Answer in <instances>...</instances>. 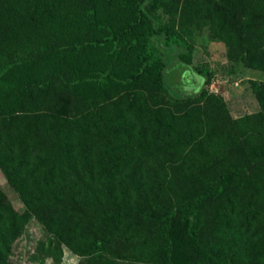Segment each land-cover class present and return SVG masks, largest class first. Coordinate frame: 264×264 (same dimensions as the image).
<instances>
[{
	"label": "trees",
	"instance_id": "trees-1",
	"mask_svg": "<svg viewBox=\"0 0 264 264\" xmlns=\"http://www.w3.org/2000/svg\"><path fill=\"white\" fill-rule=\"evenodd\" d=\"M203 2L218 24L248 23L246 35L257 28L251 15L264 17V5L243 9L250 0ZM173 7L152 30L164 62L137 31L146 16L141 4L111 34L94 38L93 0H0V170L22 205L15 209L0 189V264L30 215L80 256L122 238L147 261L170 264L176 224L196 264H264V161L247 172L239 157L245 147L264 153V81L250 83L257 112L230 121L233 131L220 120L209 125L226 110L203 87L211 72L190 66L184 38L191 13L202 9L183 8L176 30ZM105 44L116 46L124 81L105 66L30 73L55 54ZM239 59L264 70V45L250 44ZM190 75L192 92L173 87L185 88ZM160 89L175 97H153ZM175 164L191 186L171 199L156 189L172 186L161 172Z\"/></svg>",
	"mask_w": 264,
	"mask_h": 264
},
{
	"label": "rangeland",
	"instance_id": "rangeland-1",
	"mask_svg": "<svg viewBox=\"0 0 264 264\" xmlns=\"http://www.w3.org/2000/svg\"><path fill=\"white\" fill-rule=\"evenodd\" d=\"M93 1L96 19V28L92 33L94 38L111 34L116 27L134 17V4L143 5L146 16L144 17V24L140 25L137 31L146 39L148 46L152 45L158 49L164 62L168 60L167 51L158 43V36L152 32L153 28L157 22H167L170 18V12L173 10V6H175L174 29L178 30L176 23L179 20L181 10L183 8L187 10L188 8L187 12H190L191 8L197 9L200 6L199 8L202 10L198 12V15L191 13L185 25L184 38L191 47L190 66L205 68L211 72L208 83L204 84L203 87L209 94L223 102L227 115L224 119L222 117L218 118L225 114L223 111H219L216 117L212 116L208 118V121L213 122L209 123V125H214L215 121L220 120L224 123V128L232 130L230 121L259 110V105L251 90L250 83L254 80L264 81V70L248 68L239 59V55L250 44L261 43L264 45V17H258V13L251 15V19H254L257 24L256 30L252 34L246 35L245 29H247L248 23L239 22L236 24V21L226 19L224 24H218L215 19L213 20L207 15L204 0H167V8H163V5L160 3L161 0ZM250 2V5L243 8L249 13L256 6L264 5V0H250ZM162 10H165L164 13ZM115 47L112 44L92 45L87 48L83 47L81 50L75 48L58 53L51 56L47 63L45 62L34 68L30 73L34 74L41 70L49 71L56 68L66 73L77 74L82 70L86 71L90 68L105 66L106 69L108 67L111 68V74L115 80L121 79L124 81L125 69L123 64H121L120 58L115 57ZM194 76L196 77V74ZM185 81H187L185 88L178 86L175 81L174 83L172 82L173 87L183 93L192 92L194 88L191 87L195 86L196 79L193 75H190ZM156 94H158V98H163V101L166 99L165 94H168L169 97H175L170 89H167L166 92L160 89L153 93V97H156ZM208 103H206L208 109L214 110L213 106ZM250 135V139L256 138V133ZM247 136L248 134H243L241 138H246ZM242 153L243 155L240 156L241 153L235 152V154H239L244 164H248L245 166L247 172L254 170L253 164L264 161V153H258L247 147H245ZM216 154L220 155V152L217 151ZM226 155L230 159L227 163L234 161L232 156L234 154L226 153ZM177 166L178 168H176ZM191 167H187V169ZM181 171L182 169L179 167V164L166 165L165 170L161 173L173 178L170 181V185L172 186L166 189L165 184L161 185L164 187L165 192L160 188L156 189V192L162 195L166 194L171 199H174L176 196H182L184 194L182 188L189 190L191 184H182L180 179ZM0 189L15 209H22L16 192L6 181L1 170ZM168 236L172 243L170 264H196L192 257L191 245L182 235L176 224L171 227ZM109 246L110 249L104 253H97L92 256H80L62 241L57 242L54 234L46 230L43 223L36 216L30 215L18 237L8 247L4 264H78L80 259L82 260L81 264H154L139 256L138 249L122 240V238L114 240Z\"/></svg>",
	"mask_w": 264,
	"mask_h": 264
}]
</instances>
